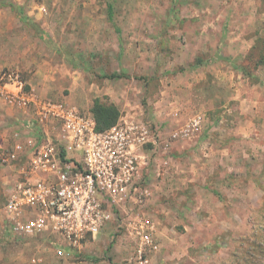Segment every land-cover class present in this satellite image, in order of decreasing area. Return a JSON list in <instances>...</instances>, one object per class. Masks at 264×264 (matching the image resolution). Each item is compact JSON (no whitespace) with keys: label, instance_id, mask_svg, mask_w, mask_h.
<instances>
[{"label":"rangeland","instance_id":"obj_1","mask_svg":"<svg viewBox=\"0 0 264 264\" xmlns=\"http://www.w3.org/2000/svg\"><path fill=\"white\" fill-rule=\"evenodd\" d=\"M0 13L41 51V96L90 113L100 98L149 136L130 212L58 258L0 211V264H264V0H0ZM25 116L13 135L34 132ZM16 166L0 165V209ZM140 222L157 245L142 261Z\"/></svg>","mask_w":264,"mask_h":264},{"label":"built area","instance_id":"obj_2","mask_svg":"<svg viewBox=\"0 0 264 264\" xmlns=\"http://www.w3.org/2000/svg\"><path fill=\"white\" fill-rule=\"evenodd\" d=\"M0 100L28 115L35 129L16 132L10 148L0 147V165H17L0 209L13 237L50 236L55 256L64 258L147 195L139 185L148 165L144 124L121 119L99 131L92 113L41 96L15 69L0 72ZM136 228L142 261L157 245L146 223Z\"/></svg>","mask_w":264,"mask_h":264},{"label":"crops","instance_id":"obj_3","mask_svg":"<svg viewBox=\"0 0 264 264\" xmlns=\"http://www.w3.org/2000/svg\"><path fill=\"white\" fill-rule=\"evenodd\" d=\"M20 20L21 17L18 15L0 13V72L6 68H14L24 72L25 78L31 74L30 79H27L28 83L37 90L38 84L35 83L34 78H40V66L43 59L40 56V49L33 46L31 39H28L26 35L21 34ZM22 116L25 118V113L6 106L0 100V125L7 126L0 129V147L12 146L15 135L13 132L19 128ZM25 121L23 120L24 123ZM21 133L24 134L22 131Z\"/></svg>","mask_w":264,"mask_h":264},{"label":"trees","instance_id":"obj_4","mask_svg":"<svg viewBox=\"0 0 264 264\" xmlns=\"http://www.w3.org/2000/svg\"><path fill=\"white\" fill-rule=\"evenodd\" d=\"M91 112L99 131L106 130L116 124L118 116L117 109L113 105L103 104L100 98H96L93 101Z\"/></svg>","mask_w":264,"mask_h":264}]
</instances>
